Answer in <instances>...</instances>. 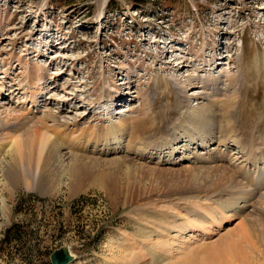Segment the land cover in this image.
<instances>
[{"label":"rangeland","instance_id":"1","mask_svg":"<svg viewBox=\"0 0 264 264\" xmlns=\"http://www.w3.org/2000/svg\"><path fill=\"white\" fill-rule=\"evenodd\" d=\"M262 56L264 0H0V72L8 71L6 83H18L29 70L34 78V68L43 66L38 106L68 108L59 115L68 122L61 127L65 144L97 157L100 167L142 154L135 137L143 141L157 132V114L175 101L174 87L196 93L191 103L205 90L223 100L239 95L240 109H246L240 119L251 129L264 116ZM173 57L179 59L169 61ZM209 75L219 81H207L210 89H203ZM162 76L170 80L168 90L159 84ZM13 102L21 110L30 106ZM122 117L129 118L122 122L125 152L105 155L99 149L105 148L109 124ZM6 195L0 186V264H51L50 253L64 245L76 257L70 264H160L149 246L129 237L139 225L135 202L114 204L97 182L72 196L22 188L10 199ZM237 221L209 235L188 232L165 256L201 264L206 247L216 242L221 248V236ZM254 247L247 249L251 264H264Z\"/></svg>","mask_w":264,"mask_h":264},{"label":"bare ground","instance_id":"2","mask_svg":"<svg viewBox=\"0 0 264 264\" xmlns=\"http://www.w3.org/2000/svg\"><path fill=\"white\" fill-rule=\"evenodd\" d=\"M262 58L259 66L264 70ZM43 68L37 65V76L32 78L29 70L18 83L12 79L6 83L8 71L0 72V186L9 199L19 188L49 196L64 190L72 196L97 182L114 204L135 202L139 225L129 237L141 247L149 246L148 254L155 255L160 264H186L165 256L173 253L176 242L182 243L184 234L199 231L209 235L235 218L236 226L220 238L221 248L216 242L206 247L201 264H251L252 253L247 249L253 246L264 260V116L246 129L248 120L240 119L246 109L241 111L238 94L223 100L205 90L191 103L190 96L196 93L188 95L184 87H174L175 101L162 104V112L157 114V132L143 141L135 137L142 154L135 152L138 158L130 159L115 157L111 164L100 167L97 157L75 153L65 144L61 127L68 122L59 115L68 108L60 106L54 111L52 106H38V96L44 92ZM217 80V76H207L202 88L210 89L207 81ZM240 82H244L243 75ZM159 84L164 90L171 85L163 76ZM13 98L22 104L29 102V108H17ZM127 119L110 122L105 148L99 151L105 155L125 152L122 122ZM230 144L234 151L228 150ZM189 261H193L191 257Z\"/></svg>","mask_w":264,"mask_h":264},{"label":"water","instance_id":"3","mask_svg":"<svg viewBox=\"0 0 264 264\" xmlns=\"http://www.w3.org/2000/svg\"><path fill=\"white\" fill-rule=\"evenodd\" d=\"M49 257L51 264H70L76 258L68 245L54 249Z\"/></svg>","mask_w":264,"mask_h":264}]
</instances>
